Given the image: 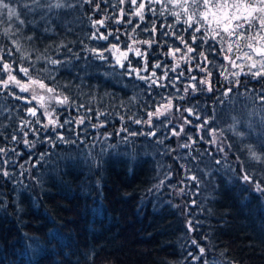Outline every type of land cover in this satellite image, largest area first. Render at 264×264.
Wrapping results in <instances>:
<instances>
[{
  "label": "snow or ice",
  "instance_id": "1",
  "mask_svg": "<svg viewBox=\"0 0 264 264\" xmlns=\"http://www.w3.org/2000/svg\"><path fill=\"white\" fill-rule=\"evenodd\" d=\"M84 27L87 39L105 42L88 48L84 40L76 41L87 57L64 39H55L77 28L84 32ZM69 54L89 66L110 68L106 77H127L146 92L137 109L141 114L128 109L127 119L119 115L122 123L109 132L110 113L77 103L72 85L61 83L62 66L72 62L65 59ZM241 99L251 104L237 112ZM225 112L234 135L257 136L259 153L248 146L246 157L233 154L229 160L234 145L225 142L219 126ZM241 125L248 131L240 130ZM89 128L95 132L93 140L101 143L113 135L123 143L144 137L164 145L163 155L177 153L172 159L185 174L181 185L190 180L188 187L199 189L204 175L218 173L225 186L235 182L242 193H256L264 205V0H0V179L23 184L17 176L29 173L36 180L31 169L51 163L57 150L67 153L60 157L67 167H75L73 152L91 158L90 168L100 166L102 159L80 147L87 146L84 134ZM17 168L22 171L17 173ZM166 178L171 179L170 172ZM169 186L175 189V184ZM176 192L188 194L184 187ZM190 206L195 208L197 201L191 200ZM201 223L187 219L184 227L190 234ZM207 241L204 233L190 238L193 247L183 259L209 264ZM66 261L73 264L70 257Z\"/></svg>",
  "mask_w": 264,
  "mask_h": 264
},
{
  "label": "trees",
  "instance_id": "2",
  "mask_svg": "<svg viewBox=\"0 0 264 264\" xmlns=\"http://www.w3.org/2000/svg\"><path fill=\"white\" fill-rule=\"evenodd\" d=\"M87 31V27L84 32L77 28L74 34L55 39H64L80 51L81 57H87L88 51L81 50L83 45L76 41L84 40L88 48L105 43L87 39ZM69 58L71 54L65 59ZM71 61L62 66L61 83L72 85L70 91L77 103L110 113L109 132L114 133L122 123L119 115L127 119L128 109L141 114L137 109L143 104L146 92L133 87L127 77H106L105 73L112 69L89 66L84 59L71 58ZM101 63L94 61L96 65ZM245 103L251 101L239 100L236 111ZM251 119L258 121L259 117ZM96 122L93 115V123ZM229 123L225 112L219 126L224 128L226 142L234 145L229 160L233 154L246 157L248 146L259 153L257 136L246 135L241 139L229 130ZM240 130L248 131L243 125ZM94 135L89 128L84 134L87 146L80 147L85 154L91 151L98 160H103L98 167L90 168L91 158L85 159L76 152H73L75 167H67V161L60 159L67 153L57 150L51 163L38 171L25 165L35 173L36 180L29 173L17 176L23 184L0 179V201L5 205L0 208V264H67L66 257L73 264H188L183 257L185 250L193 247L190 238H198L201 233L208 236L209 264L213 261L264 264V215L260 214L264 205L256 199V193H242L241 186L235 182L225 186L218 173L204 175L199 189L188 187L193 183L190 180L181 185L179 181L185 174L172 159L177 153L163 155L164 145L144 137L123 143L115 135L101 143L93 140ZM93 143L95 148L91 147ZM200 167L205 173L209 171L203 164ZM169 172L170 180L166 178ZM161 180H164L162 185ZM24 184L28 187L24 188ZM172 184L175 189L169 186ZM180 187L188 194L177 195L176 189ZM193 192L199 194L192 195ZM193 199L197 201L195 208L190 206ZM174 204L181 207H173ZM185 205H188L186 214L180 215ZM187 219L202 222L198 232L187 233L184 227Z\"/></svg>",
  "mask_w": 264,
  "mask_h": 264
},
{
  "label": "rangeland",
  "instance_id": "3",
  "mask_svg": "<svg viewBox=\"0 0 264 264\" xmlns=\"http://www.w3.org/2000/svg\"><path fill=\"white\" fill-rule=\"evenodd\" d=\"M226 142V141H225ZM227 143V142H226Z\"/></svg>",
  "mask_w": 264,
  "mask_h": 264
}]
</instances>
